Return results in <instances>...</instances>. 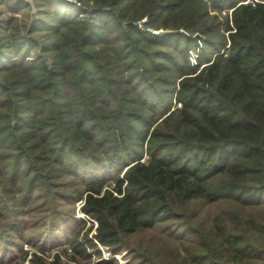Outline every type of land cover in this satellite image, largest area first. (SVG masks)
I'll use <instances>...</instances> for the list:
<instances>
[{
	"label": "trees",
	"instance_id": "16d2710c",
	"mask_svg": "<svg viewBox=\"0 0 264 264\" xmlns=\"http://www.w3.org/2000/svg\"><path fill=\"white\" fill-rule=\"evenodd\" d=\"M94 1L91 9L86 0H77L80 8L38 0L26 33L4 34L8 21L0 25V174L20 193L19 206L41 199L33 209L37 226L53 219L47 238L42 230L27 234L21 211L2 206L0 188V264H67L59 253L44 256L64 241L75 264L101 255L97 243L114 255L130 249L124 237L168 219H184L170 235L193 237L196 245L186 257L164 245L135 264L264 260V223L229 204L209 214L210 227L192 223L196 210L223 200L264 205V0ZM25 7L17 0L11 10ZM227 8L231 14L221 18ZM144 14L145 27L172 31L139 27ZM208 18L216 21L210 27ZM199 39L204 45L192 67L189 50ZM32 48L42 54L28 59ZM129 92L133 100L123 103L120 95ZM83 162L90 169L81 170ZM47 163L85 181L84 192L55 191ZM122 169L113 186L105 185L102 178ZM80 199L96 225L84 227L63 208ZM71 218L82 227H72ZM63 223L67 230L60 231ZM24 242L42 255H30Z\"/></svg>",
	"mask_w": 264,
	"mask_h": 264
},
{
	"label": "rangeland",
	"instance_id": "374dc122",
	"mask_svg": "<svg viewBox=\"0 0 264 264\" xmlns=\"http://www.w3.org/2000/svg\"><path fill=\"white\" fill-rule=\"evenodd\" d=\"M28 4V7L19 9V10H15L12 11L11 8L16 5L17 0H0V25H2V21H8V23L5 25L6 28V32L4 34H17L14 32V30L16 31H20L21 34L26 33L27 31V26L29 25L31 19H33L34 17H30L31 14L33 13H37V2L38 0H25ZM73 2H76V5L80 8L81 5H79V2H77V0H70ZM144 1V0H142ZM150 3L155 2V0H147ZM247 2L249 0H246ZM94 0H86V3H88V6H90V8L92 9L91 6L94 5ZM139 3V2H138ZM10 5V7H9ZM216 11L212 10V13H214ZM28 13V16H27ZM80 13V12H79ZM85 13L82 12V8H81V17L86 16L84 15ZM231 14V8H227L225 10H223L221 12V18H224V16L230 15ZM169 16V15H168ZM94 18L98 19L99 16H94ZM170 18L172 19V17L170 16ZM14 19V20H13ZM148 20L146 14H144L139 20H138V26L150 31H154V32H159L162 33L164 31H172V30H167L164 27H159V29L156 28V26L153 27H145L144 22H146ZM218 21H220L221 23L224 21L221 20L218 17ZM216 21L213 20L212 18H208L207 19V26H212V24H214ZM162 22L160 21V19H157L156 22L154 23V25H160ZM222 23V24H223ZM153 26V25H151ZM15 28V29H14ZM13 29V30H12ZM183 30V28H181ZM228 31L223 27L220 30V34L222 35H227ZM10 35V36H11ZM196 34H192V36H195ZM204 39H199L197 40V45L196 48H192L189 50V60H190V64L192 67H198V56H199V50L200 48L204 45L203 43ZM155 48V47H152ZM31 52V53H30ZM30 55L27 56L28 59H34L35 56H39L42 53L40 52V49L36 48H32V50L30 51ZM14 58V57H13ZM107 60V58H106ZM47 64L50 65V60L46 59ZM154 76H160V75H164L161 74V72L158 73H153ZM168 74V73H167ZM115 76V74L113 75ZM126 76V75H125ZM123 76V77H125ZM178 76V75H177ZM122 77V78H123ZM111 78V77H109ZM179 79L176 80V82H178ZM175 82V83H176ZM102 84V83H101ZM107 84H111V83H107ZM126 88H130L128 84L125 85ZM167 87V85H165V88ZM113 88H116V85H113ZM123 88V86L121 87ZM120 92V91H119ZM121 96V101L124 103L125 102V97H128L129 99L131 98L133 100V94L131 92H129L126 96L123 94L120 95ZM113 97V95H112ZM172 100V97H171ZM122 103V104H123ZM124 105V104H123ZM134 105V106H133ZM127 106H130L132 108V110L139 108V104L135 102V104H132L131 102H129V104ZM176 106V105H175ZM173 107V106H172ZM172 109V108H171ZM140 110V109H139ZM165 115V113L163 114V116ZM109 140V139H107ZM83 145V144H82ZM126 143L122 145H119L120 147H125ZM90 148V147H88ZM34 149V148H33ZM112 149V148H111ZM35 150V149H34ZM113 150V149H112ZM111 150H109L110 153ZM122 154H124L125 156H130V151L129 150H123L121 152ZM143 154V158H141V161H144L145 159L148 158V154L147 153H142ZM106 156V155H104ZM110 157L113 156V154L109 155ZM42 163L46 162V161H40ZM1 165H3L0 162V167ZM81 165H83L81 167V170L87 168L90 169L89 166H87V164L85 162H83ZM45 166H48L45 171H49L50 172V177L55 184H57V189H55V191H62L68 194H76V193H80L82 194L84 192L85 189V181L84 182H80L79 180L81 178L74 176L73 174L67 173L65 171V167H56L52 164L47 163ZM104 167H100V170H103ZM114 170H117V166L116 168L113 167L111 172H114ZM125 169L120 170V172L118 174L115 175L114 178L112 177H105L102 178L105 181H107V183L105 185H109L113 186L114 182H115V178L117 176H122ZM105 172V171H104ZM79 179V180H78ZM0 183H2V186L0 185V188H2L4 190L1 191V195L3 196V198L5 199L3 201L2 206H6L7 208H9L10 210H19L21 211V216L19 217L21 220H23L26 223V226L28 228V230L26 229V233L27 234H32L33 232H36L37 230H42V236L43 238H47L50 234L49 229L52 228L51 223L53 222V219L50 218L46 225L44 226H37L38 224H35V214H38L36 211H33L34 207L37 206L38 204H41V199H37L36 201H33L32 203L30 202L28 206H19V201H20V193L17 192V190L15 188L12 187V185H10L9 183H6L5 180H3L2 175L0 174ZM20 184V183H19ZM108 187V186H105ZM35 193L38 195L39 193H41V189H37L35 191ZM41 195H43V193H41ZM57 196V195H56ZM49 197V196H47ZM82 199L78 200L76 203H72V204H66L64 205V209L67 210V212L72 211V214H74L75 219L80 218L86 221L84 227L87 228V226H90L92 223H94L96 225V221L90 217H88L85 213H83L80 210V206L82 205ZM5 202V203H4ZM229 204V205H227ZM224 205H227L225 208H229L234 212L237 213H242L244 218H256L258 220H260V222L264 223V205H248V206H243V205H231V201L229 200H223L220 201L218 203H214L211 206H205L199 209V211L196 210V212L198 213V216H196V218L194 219V221H192L193 223V228L198 229L200 223L205 225L206 227H210L211 223L210 221V217L209 214L211 212H216L218 211V209H224L222 208ZM9 212V211H8ZM194 213H195V209H194ZM196 214V213H195ZM9 215L11 216V214L9 213ZM18 217V216H17ZM16 218V216H15ZM74 218L68 219V222L72 225V227H82V224L80 222H74L75 220ZM43 220V219H42ZM2 222V221H1ZM176 222H184V219L180 220V221H175L174 219H168L166 221H163L161 223H159L158 225H156L155 227H146V228H141L139 229V231L133 235H131L129 238L128 237H124V240L127 242L128 246H129V250H124L121 253H117V254H111L109 252V250L103 246H101L99 243H97V245L99 246V248L101 249V255H96L95 253H92V258L88 259V260H83L80 261L79 264H98V262H101L102 259H112V261L115 264H135L137 263L140 258L138 257L136 259V256L140 255V254H146L149 255V252H153L156 251L157 248H163V246L165 245L167 248H171L174 252L178 251L182 257H186L187 256V252L189 249H192L194 247V245H196L197 241L193 240L191 237V239L189 238H184V236L178 237V238H174L173 236L170 235V226L175 224ZM229 223V221H227V224ZM65 223H63V225L61 226L62 228L60 229V231H64L67 230L64 226ZM76 225V226H74ZM95 228V227H94ZM2 229V227H0V230ZM174 231L178 234V235H184L186 233H188L187 230H183V229H178L175 228ZM95 230H92L91 233H94ZM182 232V233H181ZM90 233V234H91ZM193 236V235H192ZM64 238V237H61ZM197 238H199V240H201V237H199V235L197 236ZM67 241H64L65 244L59 246V247H53L51 249H48V251L46 252V254H44V256L48 259L51 260L54 255L56 253H59V255L61 256V259L65 262H67V264H75L73 261L69 260V256L72 254V247L70 246L69 243H66ZM23 249L24 250H28L30 253V255H32L31 253H37L38 255H42L41 251L38 250L36 247L31 246L29 243L24 242L23 244ZM65 249V251H64ZM161 253V252H160ZM232 261V260H230ZM129 262V263H128ZM241 263L239 264H264V260L263 259H257V258H242ZM146 264V263H145ZM195 264H199V263H195ZM229 264H234L232 262H230Z\"/></svg>",
	"mask_w": 264,
	"mask_h": 264
},
{
	"label": "built area",
	"instance_id": "2783aa9c",
	"mask_svg": "<svg viewBox=\"0 0 264 264\" xmlns=\"http://www.w3.org/2000/svg\"><path fill=\"white\" fill-rule=\"evenodd\" d=\"M76 1V0H75ZM80 4V3H79Z\"/></svg>",
	"mask_w": 264,
	"mask_h": 264
}]
</instances>
